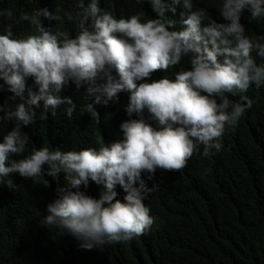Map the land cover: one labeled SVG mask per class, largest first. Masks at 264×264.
Instances as JSON below:
<instances>
[{
  "label": "clouds",
  "instance_id": "9594fccd",
  "mask_svg": "<svg viewBox=\"0 0 264 264\" xmlns=\"http://www.w3.org/2000/svg\"><path fill=\"white\" fill-rule=\"evenodd\" d=\"M148 2L155 18L144 19L143 12L117 18L102 11L98 0H79L74 36L61 27L44 26L42 18L62 19L46 7L20 16L38 34L16 37L11 26L0 34V79L8 85L0 91V184L13 173L26 179L63 173L66 185L57 188L41 223L59 234L67 231L88 250L146 234L155 218L144 200L155 184L149 186L142 174L153 180L158 169L178 171L194 155L220 151L226 129L234 130L252 107L245 95L249 87L264 86V63L256 60H264V36L247 35L242 23L245 10L250 21L264 19V0H220L222 22L206 9L194 10L193 0ZM65 16L73 20L71 12ZM185 58L188 67H179L174 79L152 78ZM70 83L77 90L87 85L85 100H94L80 111L97 123L94 103L107 106L122 92L129 93L126 113L139 118L123 121V139L111 144L101 138L98 148L61 151L42 145L25 154L29 137L22 126L34 122L36 109L42 106L44 119L50 109L55 115L56 107L67 103L71 116V97L52 94L53 88L58 92ZM237 93L239 101L231 102L229 95ZM13 101L15 108H10ZM145 109L156 126L145 119ZM7 119L15 125L4 134ZM89 181L102 186L98 198L81 190ZM6 183L18 188L10 178ZM117 185L125 193L122 200L117 199Z\"/></svg>",
  "mask_w": 264,
  "mask_h": 264
},
{
  "label": "trees",
  "instance_id": "16d2710c",
  "mask_svg": "<svg viewBox=\"0 0 264 264\" xmlns=\"http://www.w3.org/2000/svg\"><path fill=\"white\" fill-rule=\"evenodd\" d=\"M98 3L102 11L117 18L137 12H143L144 19L157 15L148 0ZM219 5L220 0H193L194 10L206 9L208 16L222 22ZM43 7L62 17L60 21L42 18L46 28L61 27L73 36L77 34L79 0H0V34L9 26L16 37L38 34L35 26L20 16ZM65 12H71L73 20L69 21ZM242 23L247 35L264 36V19L250 21L245 10ZM256 60L264 63L259 57ZM179 67H188L187 58L180 66L153 73L152 78L174 79ZM27 83L37 90L32 78ZM7 87L0 79V91ZM86 87L77 90L70 83L58 92L52 89L53 95L71 97L75 108L69 116L71 105L62 103L56 107L55 115L50 109L44 119L40 118L42 106L36 109L34 122L22 126V132L29 137L25 154L42 145L67 151L98 148L101 138L105 144L123 139L121 123L139 118L125 111L129 93H120L119 100L107 106L94 103L99 113L97 123L89 113L80 111L82 104L94 100H85ZM240 95L228 98L237 102ZM245 95L253 101L252 107L234 130L226 129L220 151L213 149L203 158L194 155L178 171L158 169L153 180H147V173L142 174L149 186L155 184L144 200L155 223L146 234L129 242L88 250L67 231L59 234L42 225L47 204L57 197V188L66 185L63 173L55 178L41 175L26 179L18 173L5 177V183L0 184V264H264V86L252 85ZM16 103L13 101L10 108H15ZM144 117L156 126L146 109ZM14 125V120L7 119L4 134ZM9 178L18 185L17 189L8 187ZM81 190L98 198L102 186L89 181V186H81ZM116 190L117 199L122 200L123 189L117 185Z\"/></svg>",
  "mask_w": 264,
  "mask_h": 264
}]
</instances>
